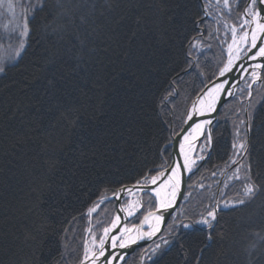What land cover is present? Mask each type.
<instances>
[{
    "label": "trees",
    "instance_id": "trees-1",
    "mask_svg": "<svg viewBox=\"0 0 264 264\" xmlns=\"http://www.w3.org/2000/svg\"><path fill=\"white\" fill-rule=\"evenodd\" d=\"M121 3L124 10L116 13L120 22L97 40L94 59L85 66L87 73L80 70L79 75L66 74L67 84L61 83V91L52 100L41 99L34 92L35 86L27 94L20 90L25 75L31 72L32 62L44 50L45 41L39 30L34 31L20 68H14L8 77H0V264H56L63 242L62 230L69 227L72 231L68 240L71 242L75 237L73 247L79 246L87 235L84 229L89 227L87 208L101 196L112 195L108 186L113 182L125 181L130 185L131 177L145 166L158 167L153 164L156 144L152 137L160 135L161 128L165 129L164 134L173 129L180 132L185 109L202 90L203 77L185 76L183 72L177 75L173 71L184 59L180 20L197 0H164L177 23L163 36L151 24L140 29L134 24L137 12L144 11L141 4L155 5L160 0H121ZM130 4L137 7L131 8ZM147 16L152 19V12ZM42 19L38 17L36 23ZM208 23L219 28L203 42L211 45L205 47V62L215 64L221 58L226 59L225 41L230 37L225 35V41L221 38L225 33L222 23L217 25L212 20ZM173 78L179 83L173 85ZM170 85L179 97L162 99ZM239 93L222 107L213 126L212 153L189 177L185 198L169 224L173 218L179 223L186 215L202 210L204 204L215 202L217 177L233 153L235 124L246 119V110L251 111L244 103L247 92ZM251 100L259 128L264 125V81L254 88ZM21 101L39 102V113L29 107L24 109L27 116L13 117L16 104ZM57 101L64 107L79 109L80 119L75 128H69L60 118ZM33 116L37 117L35 121L31 119ZM167 121H172L171 126ZM253 157H264V132L253 144ZM239 190L240 181L233 182L221 198L230 199ZM259 204L258 201L243 212L223 210L221 223L226 236L209 250L210 264H242L234 255L240 247L237 241L242 243L246 227L259 226L264 215ZM114 207V202L108 203L109 210ZM113 212L100 211V217L98 213L96 232L108 225ZM162 235L167 237V226ZM187 239L194 247L200 243L199 238ZM180 259L175 247L169 249L165 245L144 264H153L154 260L159 264H180Z\"/></svg>",
    "mask_w": 264,
    "mask_h": 264
},
{
    "label": "snow or ice",
    "instance_id": "snow-or-ice-1",
    "mask_svg": "<svg viewBox=\"0 0 264 264\" xmlns=\"http://www.w3.org/2000/svg\"><path fill=\"white\" fill-rule=\"evenodd\" d=\"M129 7L137 5L130 4ZM140 7L144 11H138L135 16L137 29L151 24L163 36L177 23L175 14L169 12L164 0L155 5L141 4ZM0 9H5L7 15L6 22L0 25V31L4 33L0 40L7 41L9 47L15 43L13 54L6 59L0 58V77H8L14 68H20V62L31 47L32 35L39 30L45 41L44 50L32 62L31 72L25 75L20 90L27 94L35 86L34 92L39 93L41 99L49 100L61 91L62 82L67 84L66 74L79 75L80 70L87 73L85 66L94 59L97 40L108 34L113 24L120 22L116 13L124 10L121 0H0ZM149 11L152 19L147 16ZM217 12L222 15L218 17ZM41 16L43 19L37 24V18ZM208 20L217 25L222 23L227 30L225 35L230 33V42L225 41L227 57L215 64L205 62V47L210 48L211 45L203 42L219 28H212ZM179 35L183 37L184 59L173 71L177 75L183 72L185 76L203 77L202 90L183 113L181 123L186 127L180 132L173 129L168 134H164L165 129L161 128L160 135L152 137L156 144L153 164H158V167L145 166L131 177L130 185L125 181H115L108 186L115 200H121L122 195L128 196L118 206L123 217L115 215L107 226H102L99 234L92 227L84 229L89 238H82L77 247H73L75 237L71 242L68 240L72 228L62 230L63 242L56 264H144L143 252L148 249L141 241H152L155 247L151 249L150 257L156 256L162 247L154 239L158 235L169 249H177L180 264H210L207 259L209 250L226 236L221 223L223 210L243 212L258 201L259 207L264 208V157H253V144L264 132V125L258 128L256 109L250 104L251 111L246 110V119L240 120L244 125L243 135L239 125L234 127L235 141L231 144L234 151L226 161L229 165H239L229 177V181H240L238 193L225 200L222 206L220 200L204 204L202 210L186 215L179 223H176V218L170 224L166 221L165 214L171 216L178 198L183 199L185 174L194 175V169L202 167L198 161L205 160L204 153L213 149V129L210 127L213 120L209 117L217 113L218 106L223 107L222 101L235 98V91L248 89L246 95L251 100L253 86L264 81V0H197V4L181 18ZM241 82L244 88H238ZM172 83L178 84L179 81L173 78ZM171 97L178 98L179 93L170 85L162 99ZM38 103L24 104L21 101L16 104L12 116H27L24 109L29 107L39 113ZM55 106L65 124L75 128L80 119L77 115L79 109L64 107L58 101ZM31 119L35 121L37 117ZM167 124L171 126L172 121H167ZM197 147L199 156L194 155ZM236 157L246 158L245 162L241 163ZM55 163L53 161V166ZM37 199H40L39 194ZM108 199L105 194L93 202L87 208V215L91 217L98 209L103 210L101 205ZM132 217H135L134 221ZM165 224L167 237L161 234V226ZM188 237L199 238V245L194 247ZM241 240L242 243L237 241L240 247L234 255L241 259L242 264H264V215L258 227L244 229ZM153 264H159L158 260Z\"/></svg>",
    "mask_w": 264,
    "mask_h": 264
},
{
    "label": "rangeland",
    "instance_id": "rangeland-1",
    "mask_svg": "<svg viewBox=\"0 0 264 264\" xmlns=\"http://www.w3.org/2000/svg\"><path fill=\"white\" fill-rule=\"evenodd\" d=\"M213 2H214V0H213ZM19 8H17V13H19ZM219 13V12H218ZM6 20H7V15L5 14V9H0V25H2L3 23H5L6 22ZM226 29H225V33H226ZM225 33H223L220 37L225 41V39H227V38H225L226 36H225ZM4 35V33L2 32V31H0V36H3ZM227 37H230V33H228V36ZM228 42H230V39L228 40ZM13 43V46L12 47H9V43L7 42V41H2V40H0V44H2L3 46L2 47H0V58H8V57H10L12 54H13V51H14V47H15V43L14 42H12ZM226 47H227V44H226ZM226 50V49H225ZM226 57H227V52H226ZM259 83H257L254 87H253V93H254V88H256V86L258 85ZM241 88H244V84L242 85V87ZM248 91V89H246L245 88V90L243 91L244 92V94H245V92H247ZM239 92H241V91H238L237 92V94H236V96H235V98L237 97V95H238V93ZM240 94V93H239ZM245 96H246V94H245ZM234 99V98H233ZM233 99H231V100H233ZM252 100H249L247 97H246V99L244 100V103H246V109H248V107H249V104H250V102H251ZM246 117H247V114H246ZM241 120H243V119H241ZM236 125H239V127H240V129H241V135H243V128H244V125H242V124H240V120L235 124V126ZM233 137H234V132H233ZM235 141V137H234V139H233V142ZM234 151V150H233ZM208 153V151H206L205 153H204V155H206ZM200 155V151H199V147H198V149H197V152H196V156H199ZM236 159H240V162L241 163H244L245 162V159H241L240 157H236ZM200 163V161H198V164ZM239 165H227L225 168H224V170L220 173V175H219V177H217V179L219 180V182H218V190H217V195H216V200H220V202H221V206L223 205V202L225 201L223 198H221V195L223 194V193H225L226 192V190L228 189V187H225V184H228V186L229 185H231L233 182H237V180H231V181H229V177L232 175V172H233V170H234V168L235 167H238ZM108 200H106L105 201V204L104 205H101V209H103V210H99L98 209V212L97 213H94L91 217H89L88 215H87V218H88V222H89V227H92L93 228V230L94 231H96V225H98L97 224V219H98V216L100 217V216H102V213H99L100 211H103L104 213L105 212H112V211H114L113 212V217L116 215V211H117V204H116V201H115V199H113V194L112 195H110V196H108ZM185 198V197H184ZM128 199V197H126L124 200H123V202L125 201V200H127ZM146 200H147V198H145ZM228 200V199H227ZM109 202H114L115 203V207L113 208V210L111 211V209L109 210V208H108V203ZM122 202V203H123ZM183 202V201H182ZM180 207V206H179ZM179 207H178V209H179ZM177 209V210H178ZM177 210L175 211V213L172 215V217L176 214V212H177ZM142 211H143V209H142ZM181 212V211H180ZM179 212V213H180ZM98 213H99V215H98ZM98 215V216H97ZM180 215V214H179ZM182 215H183V212H182ZM112 217V218H113ZM131 220H135V217L133 218V219H131ZM166 228V227H165ZM165 230V229H164ZM163 230V231H164ZM102 231V230H101ZM97 234H99V232H97ZM162 234V233H161ZM86 238H89V236H88V233H87V235H86ZM156 242L157 243H161V245H162V247H161V250H162V248L165 246L164 244H163V241L160 239V237L158 236L156 239ZM155 247V245L153 244V242H151L149 245H147V246H145L144 248H147L148 249V251L147 252H143V249H140V251H142L143 252V255H144V263L145 262H147V261H150V260H152L155 256H151L150 257V252H151V249L152 248H154ZM158 254V253H157Z\"/></svg>",
    "mask_w": 264,
    "mask_h": 264
},
{
    "label": "water",
    "instance_id": "water-1",
    "mask_svg": "<svg viewBox=\"0 0 264 264\" xmlns=\"http://www.w3.org/2000/svg\"><path fill=\"white\" fill-rule=\"evenodd\" d=\"M257 83H261V82H257ZM239 84H240V83H239ZM239 84H238V85H239ZM255 85H256V84H255ZM255 85H254V86H255ZM254 86H253V87H254ZM236 94H237V91H235V96H236ZM231 99H233V98H227L226 102H225V101H222L223 106H224L228 101H230ZM221 109H222V107L218 106V111H217V113L214 114V116H213V118H212V120H213V124L210 126L212 129H213L214 124H215V123L217 122V120H218V116H219V113H220ZM184 127H186V125H184L183 128H184ZM198 144H199V142H198ZM211 153H212V150H211L210 152H208V153L205 155V157H206L205 160L200 161L202 165H203V164L209 159ZM174 158H175V159H178V157H174ZM189 177H190V176H189L188 174H185V184H184V187H183V189H182L183 199H179V198H178L176 207H175L173 210H171V216L165 214L167 223L169 222V220L171 219L172 215L175 213V211L178 209V207L181 205L182 201L184 200V197H185V194H186V190H187V185H188V179H189ZM113 199H114V197H113ZM115 201H116V204H117V211H116V215H117V213H118V206H119L120 204H122V200H119V201L115 200ZM165 227H166V224L162 226V228H161V233L163 232V230L165 229ZM158 236H159V235H158ZM154 239H155V238H154ZM151 242H152V241H141V244H143L144 247H145V246L149 245Z\"/></svg>",
    "mask_w": 264,
    "mask_h": 264
},
{
    "label": "bare ground",
    "instance_id": "bare-ground-1",
    "mask_svg": "<svg viewBox=\"0 0 264 264\" xmlns=\"http://www.w3.org/2000/svg\"><path fill=\"white\" fill-rule=\"evenodd\" d=\"M242 85H243V82H241V83L238 85V88H241V87H242ZM237 92H238V91H237ZM214 114H215V113H213V114L211 115V117H209V118H211V119H212V118H213V116H214ZM197 143H198V142H197ZM197 149H198V147H197ZM196 152H197V151H196ZM194 155H196V153H195ZM179 159H180V158L178 157V159H177V160H179ZM126 197H128V196H127V195H122V199H121V200H122V202H123V200H124ZM117 214L121 215L122 217H123V215H124L123 213H120L119 211H118V213H117ZM133 218H134V217H132L131 219H133ZM162 226H163V225H162ZM162 226H161V228H162ZM157 237H158V236H157ZM157 237H156V238H157ZM156 238H155V239H156Z\"/></svg>",
    "mask_w": 264,
    "mask_h": 264
}]
</instances>
